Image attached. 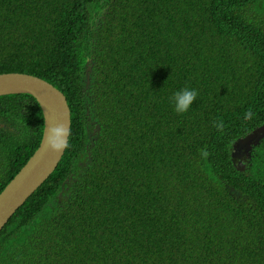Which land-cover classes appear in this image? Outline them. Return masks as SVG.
I'll list each match as a JSON object with an SVG mask.
<instances>
[{
	"label": "trees",
	"instance_id": "1",
	"mask_svg": "<svg viewBox=\"0 0 264 264\" xmlns=\"http://www.w3.org/2000/svg\"><path fill=\"white\" fill-rule=\"evenodd\" d=\"M0 0V73L70 108L55 169L0 229V264H264V0ZM89 67L88 78L85 69ZM196 96L183 113L171 97ZM0 95V191L41 138Z\"/></svg>",
	"mask_w": 264,
	"mask_h": 264
},
{
	"label": "water",
	"instance_id": "2",
	"mask_svg": "<svg viewBox=\"0 0 264 264\" xmlns=\"http://www.w3.org/2000/svg\"><path fill=\"white\" fill-rule=\"evenodd\" d=\"M89 67L85 69L88 78ZM29 93L39 104L43 128L38 146L0 191V229L26 198L49 176L61 159L66 147L70 128V109L64 94L48 81L36 75L22 72L0 73V95ZM60 128L55 142L50 143L51 128ZM264 134V123L238 138L231 156L240 158L250 150L252 142Z\"/></svg>",
	"mask_w": 264,
	"mask_h": 264
},
{
	"label": "clouds",
	"instance_id": "3",
	"mask_svg": "<svg viewBox=\"0 0 264 264\" xmlns=\"http://www.w3.org/2000/svg\"><path fill=\"white\" fill-rule=\"evenodd\" d=\"M1 1L4 4L5 8L9 12L10 21L13 22L14 24H20L21 23L22 13H23V10H21L20 7L23 5V3L26 0H1ZM7 72H12V71H7ZM15 72H18V71H15ZM22 73H24V72H22ZM3 95H5V94H3ZM195 96H196L195 89L183 88V89H180V90H178L176 92H173L172 97H171V103L173 104L174 111H176L177 113H183V112H185L189 108V106L192 103V101L194 100ZM70 121H71V118H70ZM60 131L61 130H60L59 127L49 129L50 137H51L50 138V143L52 144V147L53 148L59 147V145L55 142V140H56V137L60 134ZM258 138L256 139L255 142H252L251 146L253 144H256L257 143ZM247 152H245V154ZM245 154H243V155H245ZM241 157L240 158H237V159L240 160Z\"/></svg>",
	"mask_w": 264,
	"mask_h": 264
}]
</instances>
